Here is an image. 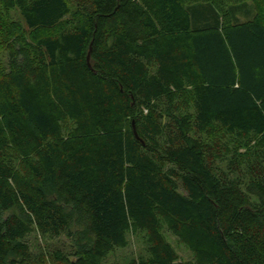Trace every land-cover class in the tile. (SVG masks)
I'll use <instances>...</instances> for the list:
<instances>
[{
  "label": "trees",
  "instance_id": "1",
  "mask_svg": "<svg viewBox=\"0 0 264 264\" xmlns=\"http://www.w3.org/2000/svg\"><path fill=\"white\" fill-rule=\"evenodd\" d=\"M0 6L30 29L2 47L0 264H104L138 234L121 264H264L260 0Z\"/></svg>",
  "mask_w": 264,
  "mask_h": 264
},
{
  "label": "rangeland",
  "instance_id": "2",
  "mask_svg": "<svg viewBox=\"0 0 264 264\" xmlns=\"http://www.w3.org/2000/svg\"><path fill=\"white\" fill-rule=\"evenodd\" d=\"M260 1H261V10L259 9V11L260 13L264 14V0H260ZM69 2L73 12L72 15H74L79 10L80 4L83 3L84 0H69ZM0 16L2 17L0 21V67L1 66L5 67L7 62L8 51L6 50V47L4 48L2 47L4 45L6 46L7 42L11 40L6 29L8 22L11 21L18 22L20 27L23 29L24 33H26V35H29L30 29L27 27L19 10L16 8L8 10L0 6ZM221 135H222L221 128H218L213 135L210 133L207 134L209 140L212 141V144L215 146L214 150H218L220 152H222L221 141H220ZM216 164H220L219 161ZM168 236L180 255L179 262L190 261L192 259L191 252L186 247L182 246L178 242L175 236H172L169 233ZM29 240L33 245H35V248L32 249L36 254H38L40 251L44 253H48L53 248L54 249L58 247L64 248L65 245L70 244L69 240L66 239L65 237L60 238L59 241L53 242L49 239L42 238V236L40 235L39 236L32 235L29 238ZM146 256H147V244L145 243L143 236L141 234L130 235L129 245L125 248H119L116 249L114 252H112L105 260L104 264H121L126 259H130V258H135L140 261V259L145 258ZM45 264H56V263L50 261L49 259V261Z\"/></svg>",
  "mask_w": 264,
  "mask_h": 264
},
{
  "label": "water",
  "instance_id": "3",
  "mask_svg": "<svg viewBox=\"0 0 264 264\" xmlns=\"http://www.w3.org/2000/svg\"><path fill=\"white\" fill-rule=\"evenodd\" d=\"M90 56H88V59H89ZM135 134L137 135V133L135 132Z\"/></svg>",
  "mask_w": 264,
  "mask_h": 264
}]
</instances>
